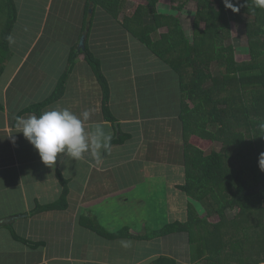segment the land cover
Listing matches in <instances>:
<instances>
[{
    "label": "crops",
    "instance_id": "crops-1",
    "mask_svg": "<svg viewBox=\"0 0 264 264\" xmlns=\"http://www.w3.org/2000/svg\"><path fill=\"white\" fill-rule=\"evenodd\" d=\"M58 2L31 1L32 10L44 9L40 28L49 20L51 7ZM86 3L87 0H78L77 21ZM188 5L195 3L189 2L178 17L185 35L190 37L195 31L193 21L197 6L192 9ZM174 7H162L160 2L157 5L158 11L165 13H176L178 8ZM245 17L230 19V22L236 19L241 25L235 35L230 24L233 38L228 41L241 56L247 55L245 27L249 19ZM80 22L81 18L75 30L65 24L57 31H47L46 22L45 29L34 34L31 43L27 42L16 55L11 52V57L3 62L0 76V264H157L161 259L162 264L170 260L178 264H198L197 253L193 252L195 247L183 237L185 232L148 238L154 230L175 221H187L191 215L187 194L178 188L185 182L184 135L179 116L182 93L178 75L115 18L96 10L87 43L101 59L104 74L107 73L109 106L118 123L108 121L102 110L101 86L80 50L84 49L85 39ZM201 27H204L203 22ZM62 28L69 29L72 36L59 35ZM43 34L53 40H46L42 48L39 44ZM11 38L17 36L11 35ZM11 46L13 50V44ZM77 46L75 66L59 88L70 51ZM147 63L153 67L145 69ZM65 107L77 115L92 110L85 128L91 131L95 124H102L112 137L119 131L125 133L124 142L114 143L110 150L102 152L100 163L86 153L79 161L61 154L56 165H45L23 133L17 132L16 119ZM173 170L178 173L172 174ZM63 194L66 195L64 208L49 207L61 202ZM137 197L144 198V203L139 205L142 214L134 220L130 236H119L124 231L122 225L125 226L121 217L129 214L120 212L119 207ZM113 212L122 224L112 220ZM83 214H96V221L88 224L83 221ZM13 233L43 244L30 246ZM122 241L128 242V246Z\"/></svg>",
    "mask_w": 264,
    "mask_h": 264
},
{
    "label": "trees",
    "instance_id": "trees-1",
    "mask_svg": "<svg viewBox=\"0 0 264 264\" xmlns=\"http://www.w3.org/2000/svg\"><path fill=\"white\" fill-rule=\"evenodd\" d=\"M145 1L147 3L133 14L120 17L125 0H87L85 27L88 24V31L84 28L81 53L101 86L103 114L114 124L118 121L109 106L108 79L101 59L87 44L96 10L115 18L144 43L151 54L161 58L177 73L182 93L179 116L186 137L183 143L185 182L178 188L201 203L207 213L215 212L221 219L215 224L208 222L206 217H195L188 222L175 221L154 230L148 238L185 232L189 242L197 245L199 255L205 254L198 264H260L264 258L249 253L244 246L247 242L254 245L253 239H257L255 251L264 239V171L259 167V155L264 152V127H261L264 125V8L257 7L254 0H231L239 9L235 12L226 8L224 0H170L177 3L174 9L182 10L189 2L197 6L194 35L187 37L175 12L158 11L160 0ZM243 15L249 20L245 27L247 55L242 56L248 58L237 61L236 49L228 42L233 38L230 19ZM0 17L6 19V25L0 30L1 76L3 62L11 57L8 38L18 17L15 0H0ZM163 28L165 31H161ZM71 50L59 88L75 65L77 49ZM117 133L112 137L111 145L124 142L126 134ZM190 134L217 140L223 150L206 152L194 147L188 140ZM65 198L63 194L59 204L49 207L64 208ZM191 204L187 207L189 210ZM237 207L239 210L235 213ZM126 235L130 236L129 233ZM13 236L30 246L43 244L20 238L16 233ZM256 254L262 255L260 250H256ZM161 260L157 264H162ZM163 264L178 263L170 260Z\"/></svg>",
    "mask_w": 264,
    "mask_h": 264
},
{
    "label": "rangeland",
    "instance_id": "rangeland-1",
    "mask_svg": "<svg viewBox=\"0 0 264 264\" xmlns=\"http://www.w3.org/2000/svg\"><path fill=\"white\" fill-rule=\"evenodd\" d=\"M15 1L17 3L18 17H17V20H16V22L14 24V27H13L12 31H11V35H13V36L15 35V36H17V38H12V40L14 41L13 43L9 42V47L13 44V48H14L12 50V46H11L10 52H14L15 55H16L17 52L21 51L23 48H25V46H27L26 45V44H28L27 42L30 41V43H31V40L34 37L33 36L34 34H37V32L45 29V23L46 22H47V28H46L47 31L59 29L62 25H65V24L66 25L69 24L68 25L69 28L75 30L76 27L78 26L77 23L80 21V18H81V22H80L79 26L82 29L85 28L86 32L88 31V24H87V27H85L86 22H87V16L85 14V10H83V14L79 18V20L78 21L76 20L77 16H80L77 13V11L75 10V7L78 6V0H59L58 4L55 3L53 5V7H51V15H49V20H46L44 22L42 28H40L41 23H42L41 16L44 15V9L39 8L40 11H35L34 9L32 10L30 8V3H31L32 0H15ZM159 2L161 3L162 7H165V8H168V9L174 7V5H177V3L174 4V2L172 3L169 0H160ZM146 3L147 2L145 0H143V3H141L139 0H125V7L126 8L122 12V15L133 14V12L139 6H141L143 4L145 5ZM89 6L91 7V4H89ZM194 6L195 5H190L189 8L196 9V7H194ZM180 11L181 10L178 11V9H177L175 15L178 16L180 14ZM88 12L89 13L92 12L91 8H89ZM245 19L247 20V17H245ZM82 24H83V26H82ZM230 24L232 26V30L234 31V34L237 35V32L239 31L238 29H239V27H241V25L239 23H237L236 19H233L230 22ZM4 25H6V19H5V17L4 18L0 17V30H2ZM243 25H244V23H243ZM243 25H242V27H243ZM163 30H165V29L163 28L162 31ZM61 31L62 32L59 31L60 32L59 35H63L64 33H67L68 37L72 36V35L69 34V29H63L62 28ZM21 34H23V35L21 36ZM246 38L247 37L245 36V39ZM0 39H2V37H0ZM61 39L63 40V38H61ZM46 40H53V39H49L47 37V34H43V37H41V41H40L39 46L42 47V48L45 47ZM56 40L58 41L59 39H56ZM65 40H66V38H65ZM85 42H86V40H85ZM78 49H79V46H77V50ZM0 57H1V55H0ZM224 57H226V55H224ZM246 58H248V57H244V56H241L239 54H236V56H235V59L237 61H242V60H244ZM58 63L59 62L56 61V64H58ZM146 66L147 67H145V69L153 67L149 63H147ZM118 72H120V71H118ZM105 73H106V71H105ZM243 111H244V109H243ZM185 139H186V137L184 136V140ZM184 140H183V142H184ZM188 140H189L190 144H192L194 147H198L200 149H203L206 152H210L212 150H216V151L217 150L218 151L223 150V145L220 142H218L217 140L202 138V137H200V136H198L196 134H190L189 137H188ZM177 173H178L177 170H173V172H172V174H174V175H176ZM186 200L188 201V204L192 203L191 206L193 208V209L190 208L191 215H190L189 219H187V222L188 221H192L195 217H202V218L206 217L208 219V222L213 223V224L220 222L221 219H220V216L217 213H215V212L207 213L205 208H204V206L201 203H199L198 201L192 199L190 196H187ZM143 203H144V198L141 199V198L137 197L133 201L125 202L119 207L120 208V212H122V213L125 212V211L129 212V214L125 215L124 217H121V219H123L122 223L125 224V226L122 225V229L125 230L123 232L124 235L128 234L129 231L132 230L133 226L135 225L134 220H136V217L138 218V217L141 216L142 208L139 205L143 204ZM130 205H131V207H130ZM238 210H239L238 207L235 208L234 209L235 213H237ZM83 213L86 214L87 212L85 210H83ZM116 214L117 213H114V212L111 213V215H113V218H114L112 220L116 221L117 223L122 224L121 222H119L118 217H117ZM89 215L91 217L84 215L83 216V221L88 222V224L96 221V214H89ZM93 216H94V218H93ZM125 218H127V219H125ZM99 227L101 229L103 228L102 226H99ZM133 232L138 234V231L134 230ZM119 236H121V234ZM178 236L181 237L182 234H178ZM183 237L185 239L188 238L186 233L183 235ZM238 237H241V239L244 241L243 236L241 234H239ZM263 243H264V239L262 240V243L260 244V247L258 249H256V250H260V252L262 254L260 256H258L256 254V250L254 251V248H253L254 245L257 244V239H253V244L254 245H252L251 243L247 242L246 246H244V250H247L249 253H252L253 255L255 254L257 257H260V258L263 257L264 258V252H263L264 248H262ZM186 247H187V244H185V248ZM193 247H195V251H193V252L195 254L197 253L196 257L198 258V261L199 262L202 261V259L204 258L205 254L200 256L199 253H198L197 245L195 244V245H193ZM261 250H263V251H261ZM181 251L184 254V249L181 250ZM260 264H264V262H261Z\"/></svg>",
    "mask_w": 264,
    "mask_h": 264
},
{
    "label": "clouds",
    "instance_id": "clouds-1",
    "mask_svg": "<svg viewBox=\"0 0 264 264\" xmlns=\"http://www.w3.org/2000/svg\"><path fill=\"white\" fill-rule=\"evenodd\" d=\"M257 7L264 8V0H254ZM226 8H236L231 0H224ZM13 43L11 37L8 38ZM92 110H84L79 115L69 108H54L45 110L37 116L31 114L26 117H17V132L24 137L38 151L42 162L52 167L56 165L57 158L63 154L72 160H81L89 153L97 163L101 162L102 152L110 150L112 136L105 131V126L95 124L91 131L85 128V122L89 121ZM264 127V125H261ZM259 167L264 171V152L259 155ZM125 247L128 242H121Z\"/></svg>",
    "mask_w": 264,
    "mask_h": 264
}]
</instances>
